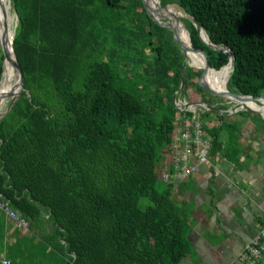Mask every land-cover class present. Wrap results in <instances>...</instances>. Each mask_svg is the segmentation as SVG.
<instances>
[{"label":"trees","instance_id":"16d2710c","mask_svg":"<svg viewBox=\"0 0 264 264\" xmlns=\"http://www.w3.org/2000/svg\"><path fill=\"white\" fill-rule=\"evenodd\" d=\"M112 1L10 0L23 91L0 118V192L31 226L45 222L68 264H179L190 226L170 183L157 188L159 167L169 155L174 100L195 88L203 103L211 95L198 84L197 53L190 61L198 66L186 65L179 90L185 57L172 32L147 16L141 0ZM168 4L215 47L179 18L188 29L179 26L181 40L185 34L207 55L212 89L220 91L232 54L226 89L263 95L264 0H160ZM209 134L219 147L218 133Z\"/></svg>","mask_w":264,"mask_h":264},{"label":"crops","instance_id":"0c3cea01","mask_svg":"<svg viewBox=\"0 0 264 264\" xmlns=\"http://www.w3.org/2000/svg\"><path fill=\"white\" fill-rule=\"evenodd\" d=\"M222 101L203 103L198 97L190 102L205 105L200 116L204 130L209 136L216 131L220 146L213 147L211 139L209 166H199L196 174L170 184L172 199L190 226L189 250L179 264H246L241 260L245 246L264 230V103L251 102L260 110L245 104L250 109L245 110ZM168 157L159 174L163 169L172 171ZM46 229L45 222L34 228L28 221V229L19 230L0 212V260L32 262L34 233L36 238L43 233V238Z\"/></svg>","mask_w":264,"mask_h":264},{"label":"built area","instance_id":"2783aa9c","mask_svg":"<svg viewBox=\"0 0 264 264\" xmlns=\"http://www.w3.org/2000/svg\"><path fill=\"white\" fill-rule=\"evenodd\" d=\"M177 114L169 147V161L172 171L163 169L160 172L162 180L176 184L178 181L196 174L199 166H209V148L211 137L205 132L201 114L206 107L199 103H190L178 96L174 100ZM0 212L19 230L28 229V221L23 215L12 209L10 201L0 192ZM264 230L258 239L249 242L242 254L241 260L246 264H264ZM261 260V261H260ZM260 262V263H259ZM0 264H11L7 259H1Z\"/></svg>","mask_w":264,"mask_h":264},{"label":"water","instance_id":"95a60500","mask_svg":"<svg viewBox=\"0 0 264 264\" xmlns=\"http://www.w3.org/2000/svg\"><path fill=\"white\" fill-rule=\"evenodd\" d=\"M141 1H142V4H143V7L145 9V12H146L147 16L154 23L158 24L159 26L169 29L172 32L173 40L176 42V44L179 46V48L184 53L185 59H184V64H183V67H182V70H181V84H180L179 90H182V88H183L185 67H186V65H189L188 64V53L194 52V53H197L200 56L201 61H202V66H201L202 67V74H201V76H200V78L198 80V84L205 92H207L210 95H214V96L229 100V101H231L233 103H237V104L241 105L245 110H250V109H248L245 106V102L246 101H250V102H253V103H258V102L264 103V97L263 96H261V97H253V96H243V95H240V94H234V93L229 92L226 89V87H224L225 89L222 90V91H215L214 89H212L208 85V83L205 81V77H206L207 72L209 70L213 71L209 67L207 55L201 49H198V50L197 49H193L192 46H191L189 38H188L189 45H186V44H184V42H182V40H181V38L179 36V31H180L179 26H181V28L184 31H186V30L184 29L183 24L180 23L179 17L176 16V15H170L168 17V16H163V15H161L159 13H157V14L153 13L150 10V8H149V6L147 4L148 0H141ZM9 3H10V0H9L8 3H6L8 5V7L10 8ZM169 5H173V4H168V5L160 6V7H161L162 10H166L167 6H169ZM3 10H4V8H3ZM182 12L185 15L184 16L180 15V16L191 20V22L193 23V25L196 27V29L198 31V36H199L200 40L204 44L210 46L211 48H215L213 45L208 43V41H205L202 38L201 31L204 34H205V32L203 30H201L197 26L195 20L191 19L183 10H182ZM16 25H17V20H16V23L13 25L12 36H11V41H10L11 51H12L13 57H14V61L11 62V66H12V68H13L15 74H16V82L14 83V86L12 87V89L10 91L5 92V93H0V104L3 103L4 101L8 100L9 98L11 100L6 112H4L3 114H0V118H2L10 110V108L12 107V105L14 104L16 99L20 96L21 92L23 91V73H22V71H21V69H20V67H19V65H18V63L16 61L14 48H13V42H12L13 41V37H14V32H15ZM4 29L6 30V28H4ZM207 40H208V38H207ZM0 50H1L2 55H3L2 67H3V70H4V61H5V58H6V51H5V46H4V42L2 41V38H0ZM233 59H234L233 55L230 54L229 55L228 65H226V66H230L231 71H232V68H233Z\"/></svg>","mask_w":264,"mask_h":264},{"label":"bare ground","instance_id":"6f19581e","mask_svg":"<svg viewBox=\"0 0 264 264\" xmlns=\"http://www.w3.org/2000/svg\"><path fill=\"white\" fill-rule=\"evenodd\" d=\"M112 1V0H111ZM115 1V0H114ZM125 1V0H124ZM129 1V0H128ZM113 2V1H112ZM182 2V1H181ZM81 3V2H80ZM93 3V2H92ZM147 4H148V6H149V8H150V10L153 12V13H159V14H161V15H163V16H170V15H176V16H180V15H182L181 13H179V10L180 9H178V8H171V7H169L170 9H166V10H162L161 9V5H160V0H148L147 1ZM80 5H82V4H80ZM129 5H131V4H129ZM135 5V4H134ZM136 6V5H135ZM83 7V6H82ZM113 7V6H112ZM3 8H4V10H3ZM20 8V7H19ZM114 8V7H113ZM140 8V7H139ZM168 8V7H167ZM9 7H8V5L6 4V0H0V38H2V41L4 42V46H5V51H6V58H5V61H4V72H3V80H2V83H1V86H0V93H5V92H8L9 90H10V85H9V80L11 79V74H12V72L14 73V75L15 76H13V77H15V81H16V74H15V72H14V70H13V68H12V66H11V62H13L14 61V57H13V53H12V51H11V45H10V41H11V36H12V31H10V29L12 28V25H13V19H12V17L10 16V14H9ZM84 9V8H83ZM134 9H135V7H134ZM141 9V8H140ZM251 9V8H250ZM96 10V9H95ZM118 10V9H117ZM137 10V9H136ZM72 11V10H71ZM76 11H78V10H76ZM84 11V10H83ZM122 12V11H121ZM181 12H182V10H181ZM70 13H72V12H70ZM78 13V12H77ZM191 13V12H190ZM18 14V13H17ZM68 14V13H67ZM84 14V13H83ZM108 14V13H107ZM20 15V14H19ZM69 15V14H68ZM113 15V14H112ZM30 16V15H29ZM146 16V15H145ZM22 17V16H21ZM28 17V16H27ZM120 17V16H119ZM44 18V17H43ZM118 18V17H117ZM33 19V18H32ZM35 19V18H34ZM59 19V18H58ZM57 19V20H58ZM66 19H67V17H66ZM72 19H73V17H72ZM85 19V18H84ZM83 19V21L85 22L86 20H84ZM55 20H56V18H55ZM56 20V21H57ZM62 20H63V18H62ZM61 20V21H62ZM21 21V20H20ZM28 21H30V20H28ZM65 21H67V20H65ZM111 21V20H110ZM34 22H35V20H34ZM60 22V21H59ZM62 22H64V21H62ZM70 22V21H69ZM81 22V21H80ZM30 23H32V22H30ZM73 23V22H72ZM198 23V22H197ZM22 24H24V23H22ZM64 24V23H63ZM67 24V23H66ZM143 24V23H142ZM202 24V23H201ZM21 25V24H20ZM42 25V24H41ZM72 25V24H71ZM75 25H76V23H75ZM80 25V24H79ZM83 25V24H82ZM88 25V24H87ZM204 25V24H203ZM35 26H36V24H35ZM21 27V26H20ZM27 27V26H26ZM71 27V26H70ZM73 27V26H72ZM152 27V26H151ZM157 27V26H156ZM204 27V26H203ZM4 28H6V30L4 29ZM30 28V27H29ZM28 28V29H29ZM69 28V27H68ZM25 29V28H24ZM24 29H23V31H24ZM84 29V28H83ZM82 28H81V30H83ZM106 29V28H105ZM156 29V28H155ZM21 30V29H20ZM31 30V29H30ZM35 30H36V28H35ZM39 30V29H38ZM186 30H188V29H186ZM26 31V30H25ZM40 31V30H39ZM38 31V32H39ZM43 31V30H42ZM60 31H61V29H60ZM16 32V31H15ZM29 32V31H28ZM28 32H27V34H28ZM80 32V31H79ZM157 32V31H156ZM161 32V31H160ZM164 32V31H163ZM182 32V31H181ZM187 32V31H186ZM33 33V32H32ZM48 33V32H47ZM81 33V32H80ZM139 33V32H138ZM24 34V33H23ZM26 34V35H27ZM31 34V33H30ZM36 34V33H35ZM39 34V33H38ZM68 34V33H67ZM187 34V33H186ZM5 35V36H4ZM21 35V34H20ZM89 35V34H88ZM155 35V34H154ZM160 35V34H159ZM164 35V34H163ZM57 36V35H56ZM201 36H202V38L205 40V41H208L207 40V37H206V35L201 31ZM25 38H26V36H24ZM81 37V36H80ZM102 37V36H101ZM100 37V38H101ZM195 37V36H194ZM20 38V37H19ZM46 37L44 36V39H45ZM51 38L52 37H50V39H48V40H51ZM56 38H58V37H56ZM55 38V39H56ZM59 38H61V36H59ZM69 38V37H68ZM75 38H77V36L75 37ZM110 38V37H109ZM135 38V37H134ZM183 38L184 39H186V41H187V45H189V43H188V39H187V37H186V35L185 34H183ZM211 38V37H210ZM20 39H22V38H20ZM35 39V38H34ZM64 39V38H63ZM86 39V38H85ZM84 39V40H85ZM15 40H17V39H15ZM76 40V39H75ZM93 40V39H92ZM138 40V39H137ZM162 40V39H161ZM168 40V39H167ZM18 41V40H17ZM52 41H53V39H52ZM51 41V42H52ZM68 41V40H67ZM77 41H79V40H77ZM94 41V40H93ZM100 41V40H99ZM16 42V41H15ZM44 42V41H43ZM57 42V41H56ZM62 42V41H61ZM66 42V41H65ZM82 42V41H81ZM80 42V43H81ZM29 43V42H28ZM34 43V42H33ZM42 43V42H41ZM80 43H78V44H80ZM96 43V42H95ZM191 43V42H190ZM35 44V43H34ZM51 44V43H50ZM67 44V43H66ZM77 44V43H76ZM81 44H83V43H81ZM160 44V43H159ZM216 44V43H215ZM14 45H15V43H14ZM13 45V46H14ZM33 45V44H32ZM61 45V44H60ZM20 46V45H19ZM34 46V45H33ZM77 46V45H76ZM203 46V45H202ZM122 47V46H121ZM28 49V48H27ZM152 49H155V48H152ZM102 50V49H101ZM25 51V50H24ZM67 51V50H66ZM68 51H70L69 49H68ZM15 52H16V50H15ZM21 53H22V51H20ZM19 52V53H20ZM27 52V51H26ZM102 52V51H101ZM100 52V53H101ZM214 52V51H213ZM23 53H25V52H23ZM99 53V54H100ZM163 53V52H162ZM2 54V53H1ZM17 54H18V52L16 53V57H17ZM26 54V53H25ZM19 55V54H18ZM197 55V54H196ZM195 55V56H196ZM21 56V55H20ZM27 56V55H26ZM91 56V55H90ZM102 56V55H101ZM112 57V56H111ZM191 57H192V52H190V53H188V60H191ZM59 58V57H58ZM86 58V57H85ZM200 58V57H199ZM196 59V58H195ZM17 61H18V59H16ZM58 60V59H57ZM62 60V59H61ZM194 59H192V61H193ZM63 62V61H62ZM92 62V61H91ZM200 62V61H199ZM213 62V61H212ZM19 63H20V61H19ZM57 63V62H56ZM67 63V62H66ZM80 63V62H79ZM24 64V63H23ZM65 64V63H64ZM85 64V63H84ZM200 65V64H199ZM67 66H68V64H67ZM86 66V65H85ZM56 67V66H55ZM69 67V66H68ZM201 67V66H200ZM58 68V67H57ZM173 68V67H172ZM65 69V68H64ZM37 70V69H36ZM47 70H48V68H47ZM67 70V69H66ZM167 70H168V68H167ZM223 70V69H222ZM176 71V70H175ZM213 72V71H212ZM221 72V71H220ZM230 72H231V68H230V66H226L225 68H224V70L221 72V74L219 75V77H218V88H219V90L220 91H222V90H224L225 88V85H226V81H227V79H228V77H229V75H230ZM209 73V72H208ZM40 74V73H39ZM79 74H80V72H79ZM86 74H87V72H86ZM214 74V73H213ZM206 75H208V74H206ZM36 76H37V74H36ZM65 76V75H64ZM63 76V77H64ZM109 76V75H108ZM112 76V75H111ZM110 76V77H111ZM209 76V75H208ZM89 77V76H88ZM207 77V76H206ZM48 78V77H47ZM211 78V77H210ZM245 78H246V76H245ZM85 80V79H84ZM89 80V79H88ZM187 80V79H186ZM205 80H207V79H205ZM214 80V79H213ZM87 80H85V82H86ZM211 81V80H210ZM84 82V83H85ZM45 83V82H44ZM47 83V82H46ZM211 83H213L212 81H211ZM210 83V84H211ZM188 84V83H187ZM209 84V85H210ZM215 84V83H214ZM146 85V84H145ZM154 85V84H153ZM152 85V86H153ZM198 87V86H197ZM189 89H191V88H189ZM195 90H196V88H195ZM194 90V91H195ZM193 91V90H192ZM191 91V92H192ZM34 92V91H33ZM190 92V93H191ZM169 93V92H168ZM195 93V92H194ZM202 93V92H201ZM141 95H139V97H140ZM203 96V95H202ZM192 97V96H191ZM207 98V97H206ZM202 99V98H201ZM200 99V100H201ZM205 99V98H204ZM202 101V100H201ZM208 101V100H207ZM36 103V102H35ZM25 104V103H24ZM32 104V103H31ZM43 104V103H42ZM245 104L247 105V106H249V107H251V108H253V109H255V110H260L259 108H257L253 103H251L250 101H246L245 102ZM44 105V104H43ZM16 106V105H15ZM21 106V105H20ZM25 106V105H24ZM27 106V105H26ZM42 106V105H41ZM98 109V108H97ZM25 111V110H24ZM34 111V110H33ZM32 111V113H35V112H33ZM169 111V110H168ZM50 112V111H49ZM23 113H25V112H23ZM97 113V112H96ZM173 113V112H172ZM70 114V113H69ZM72 114V113H71ZM74 114V113H73ZM175 114V113H174ZM34 115V114H33ZM171 115V114H170ZM73 116V115H72ZM32 117V116H31ZM36 117V116H35ZM71 118V117H70ZM86 119V118H85ZM217 120V119H216ZM2 123V122H1ZM3 124V123H2ZM2 124H1V126H2ZM18 125V124H17ZM66 126V125H65ZM5 128V127H4ZM64 128V127H63ZM217 128V127H216ZM16 129V128H15ZM68 129V128H67ZM66 130V129H65ZM10 131V130H9ZM63 131V130H62ZM131 132V131H130ZM60 133V132H59ZM6 134V133H5ZM12 134V133H11ZM57 134V133H56ZM128 134V133H127ZM9 135V134H8ZM61 135V134H60ZM59 135V136H60ZM3 139V138H2ZM64 139H65V137H64ZM4 140V139H3ZM10 143V142H9ZM65 144V143H64ZM2 149V148H1ZM1 156V155H0ZM160 157V156H159ZM164 158V157H163ZM169 158V157H168ZM5 164V163H4ZM7 166V165H6ZM162 166V165H161ZM158 167V166H157ZM156 167V168H157ZM158 173V172H157ZM159 177V176H158ZM188 180V179H187ZM7 184V183H6ZM28 184V183H27ZM30 184V183H29ZM22 186V185H21ZM17 191V190H16ZM19 192V191H18ZM18 194V193H17ZM20 200V199H19ZM28 203V202H27ZM183 220V219H182ZM187 224V223H186ZM8 256V255H7Z\"/></svg>","mask_w":264,"mask_h":264},{"label":"rangeland","instance_id":"374dc122","mask_svg":"<svg viewBox=\"0 0 264 264\" xmlns=\"http://www.w3.org/2000/svg\"><path fill=\"white\" fill-rule=\"evenodd\" d=\"M8 2H9V0H6V3H8ZM9 5H10V3H9ZM179 13H181L182 16L185 15L183 12H181V9L179 10ZM9 14H10V16L13 19V22H14L13 25H14L16 23L17 18H16L15 13L11 9V6H10V9H9ZM178 17L179 18H184V17H181V16H178ZM13 25H12V28L10 29V31H12ZM182 42H184V44L187 45V41L185 39ZM188 64L191 65L192 67H197L198 66L197 64L191 62L190 60H188ZM199 66H202V61H201ZM3 72H4V70H3ZM3 72H2V75L0 76V86H1V83H2V80H3V76H4ZM13 76H15V75L12 72L11 79L8 82L10 87H11L10 90L12 89V87L14 86V83L16 82L15 81V77H13ZM192 90H191L192 92L191 93L189 92L188 93L189 95H187L188 96V100H190V102L191 101H195L196 98H198L197 90H195V89H192ZM200 96H202V94H200ZM262 96L264 97V93H263ZM204 98L203 99L205 101L208 100L212 104H215L217 101L224 100L223 98L216 97V96H213V95H211V96L207 95V96H204ZM9 101H11L10 98L0 104V114H3L4 112H6V110L8 108ZM165 187H166V183L159 176L158 183H157V188L159 190H162ZM36 235L37 234L34 233V258H33V261L30 262L29 264H68V259H69L68 255H65L63 253V251L60 249L58 244L56 242H54V240L48 239L47 236H44L42 238L43 233L39 234V237H38L39 239L36 238ZM9 257L11 259L13 258V250L10 251Z\"/></svg>","mask_w":264,"mask_h":264}]
</instances>
